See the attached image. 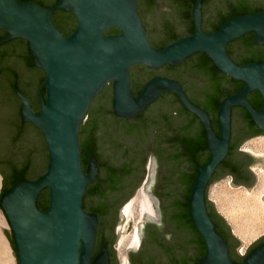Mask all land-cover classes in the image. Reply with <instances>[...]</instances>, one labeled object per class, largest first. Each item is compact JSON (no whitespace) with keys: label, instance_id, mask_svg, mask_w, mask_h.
I'll return each instance as SVG.
<instances>
[{"label":"water","instance_id":"1","mask_svg":"<svg viewBox=\"0 0 264 264\" xmlns=\"http://www.w3.org/2000/svg\"><path fill=\"white\" fill-rule=\"evenodd\" d=\"M137 4L138 0H59L51 7H43L33 1L0 0V29L6 32L0 39V45L12 39L25 40L33 65L45 75L39 94V114L31 113L26 99L19 94L23 101V120L39 127L44 137L45 152L44 147H37L38 158L42 155L43 167L38 169L36 176L44 174L36 180L16 182L0 196V212L10 226L18 264H110L105 245H101L100 251L91 260L98 218L83 210V197L87 186L92 185L100 173L94 155L89 156L83 169L78 133L84 121L86 131L95 125L99 127V117L109 113L111 105L113 115L129 121L163 93L175 94L183 108L199 119L204 129L205 148L210 152L206 164L197 167L188 198L190 220L205 246L203 258L196 264H264V243L253 249L241 263L230 259L228 248L208 215L205 201L208 182L229 151L231 109L237 108L233 110L234 120L238 119L236 113L241 111L239 108L244 109L254 125L264 132V62L238 65L226 53L228 43L249 33L253 34L254 45H264V9L232 17L217 31L204 32L201 30V0H196L191 8L192 33L158 49L152 47L147 38ZM252 4L264 5V0H255ZM168 6V3L161 1L155 14H151L160 22L164 13L168 12ZM139 9L145 22L152 25V15L145 4H139ZM55 10L72 13L76 18V27L68 37L62 35L52 23L51 16ZM111 29H117L119 33L105 34ZM184 32L183 26L176 31L179 35ZM168 35L169 31H162L161 34H154L152 39L157 43L165 42ZM195 54H205L221 74L244 84L238 93L223 98L219 104V136L211 128L208 114L188 100L178 81L154 77L145 83L136 97L130 91L129 74L132 66L140 64L154 70L164 66L176 67ZM197 81L202 83L204 80L198 78ZM110 82L113 92L109 103H103L102 98L108 93L106 89L95 97ZM42 90L46 92L45 100ZM254 91L261 98L258 110L246 100V96ZM170 105L168 101L157 104L153 109L154 114L168 111ZM184 117L182 120L172 119L170 126L174 130L171 133L164 128L158 131L150 128L146 135L127 134L115 118L108 117L104 119L105 129L98 134L101 162L108 161L111 165L121 166L130 161L138 147H142L145 165L150 156L144 192L153 204L155 217L146 213L143 215L140 246L136 251L127 252L130 264L131 256H135L133 264L157 262L152 241L166 249V241L152 232L145 241L148 225H160L162 209L168 213H162L161 236L168 240L178 238L170 215L174 202L183 196V187L176 179L177 174L188 171L189 167L182 164L185 162L184 155L176 156L180 154L179 148L168 146L167 139L163 140L162 137H180L179 132H183L188 123L190 126L193 124L190 119L187 123ZM187 118L192 117L189 115ZM152 125L166 127L162 120L153 121ZM233 126L237 131L239 126L236 121ZM14 132L10 124L0 123V144L9 160H22L28 153L24 141L13 143L11 138ZM157 138L161 141L156 142ZM163 143V148L156 146ZM162 149L166 155H162ZM47 153L48 166L45 171ZM145 165L142 174L130 182L132 192L128 199L143 181ZM254 166H260L264 171L262 161L260 165ZM1 181L0 176V188ZM255 182L256 176L253 185ZM229 184L236 187L232 182ZM44 189L48 190L49 205L45 211H40L36 202ZM209 202L215 210L213 203ZM85 204L91 207L97 203L86 200ZM119 223H122L121 214ZM115 227L112 229L110 226L108 231L114 241ZM2 231L4 234L9 232L3 228ZM181 236L186 242L192 235L184 230ZM235 239L240 246L241 242ZM262 240L264 235L248 247ZM112 248L118 264L114 243Z\"/></svg>","mask_w":264,"mask_h":264},{"label":"flooded vegetation","instance_id":"2","mask_svg":"<svg viewBox=\"0 0 264 264\" xmlns=\"http://www.w3.org/2000/svg\"><path fill=\"white\" fill-rule=\"evenodd\" d=\"M19 1V0H15ZM27 1H33L43 7H51L53 5V2L56 0H27ZM196 0H183L178 2H166L169 4L168 12L164 13V17L161 18V21L159 22L155 17L156 9L158 8V2L155 5L154 8V14L152 15V25H148L145 20L141 17L142 24L146 29L147 38L154 48H161L165 46L166 44L171 43L169 37L167 41L165 42H154L152 39V36L154 34H161L164 30V26H166V30H171L173 35L176 39L187 37L190 34V28H193V23L191 20V8ZM255 0H201V30L204 32H212V30L217 26L220 25L221 21L228 17L232 12L231 10L234 7L238 6H245L247 10H253V11H260L264 9V5H253L252 3ZM178 5V6H177ZM181 5H184L183 7ZM138 6V5H137ZM185 9L188 11L189 17L186 19H183L180 15L182 9ZM167 10V9H166ZM140 15V14H139ZM52 18V16H51ZM183 26L185 28V32L183 35H179L176 33L179 27ZM6 35V32L2 29H0V39ZM245 54V55H244ZM231 57V58H230ZM230 59L236 63L241 64L245 60L251 59L253 57L257 58V62H264V45L257 46L255 45V49L253 50H246L244 49L241 44L236 43L230 52ZM200 59L199 54L193 55L191 58L187 59L186 61H183L180 65L176 67H170V66H164L159 69H148L147 67L143 65H134L130 69V91L133 95V97H136L142 87L145 85L147 81H149L151 78L154 77H163V78H169L178 81L180 86L182 87L186 97L188 100L194 104L195 106L201 108L203 111L204 109H207L205 112L208 114V117L211 122V128L213 129L214 133L216 135L218 131L217 127V110L211 106L212 102L210 101V97H212L213 94L218 91L223 95L220 97V102L223 98L229 97L233 94H236L238 92H234L233 85L228 81L225 77H215V78H209L203 73H195L194 69L196 65L198 64ZM198 78H202L204 81L202 83H198ZM45 80V75L43 71L35 67L33 65L32 59L29 54L28 46L25 40L23 39H12L8 42H5L0 45V123H8L10 124L14 129L15 132L13 133V136L11 140H14L13 143L18 142L21 140L26 147L27 150V156L24 159H18V160H9L6 157V150L2 148L0 144V176L2 178L1 181V188L9 189L14 183L13 181H32L36 180L40 176H36V173L38 169L42 166V155L38 158V146H40V149L44 147V152L46 149L44 137L42 134V131L39 127L34 126L30 122H26L23 120L22 117V106L23 101L20 98V95H23L26 99L27 105L29 107V110L33 114H39L40 113V100H39V94L43 87V83ZM218 83L217 89L213 86V83ZM107 90V95H104L102 98L103 103H109V97L111 93L113 92L112 89V82L107 84L100 93L95 97L97 98L104 90ZM192 93H195L196 96H193ZM255 92H252L246 96V100L251 104V100ZM176 95L173 93H163L155 102H153L151 105H149L143 112L140 113V115H137L132 120H129L131 124H134L135 128H144L146 129L149 127V125H152L153 121H159L162 120L163 123L171 125L172 119L182 120L183 118H177L176 115L179 114L180 111H182V107L180 103H177L175 100ZM42 98L43 100L46 99V92L45 90H42ZM94 98V100H95ZM111 98V103H112ZM93 100V101H94ZM92 101V103H93ZM170 102L171 105L168 107V111L160 112L154 114L153 109L158 104H163ZM92 103L89 106V109L87 111V114L90 110V107ZM102 103V104H103ZM261 105V101H260ZM163 106V105H162ZM260 107V106H259ZM237 109L232 108L231 109V130H230V139H229V151L226 155L225 159L229 155L230 147L233 146V149L235 152L228 158L229 160V168L227 169L226 174L220 178L213 180V182L220 181L224 178H230L233 186L249 189L253 185L255 181V173L253 166L254 165H260L261 159L258 158L260 155H254L252 153H249L246 151L241 150V146L248 142L249 140H253L254 138H263L264 139V132L259 130L255 125L254 127L250 126L248 123H246L243 112L244 109L239 108L241 110L239 113H236L238 116V119L234 120L233 117V110ZM111 111L112 105H111ZM107 113V112H106ZM86 114V116H87ZM184 120L192 121V126L188 128L185 132L180 134L182 138H190L195 139L197 135L200 133L201 130V123L198 118L195 119L193 115H191L192 118H187L189 115H185ZM103 117V116H101ZM101 117H99L98 122L103 123L104 126V120H101ZM109 117V116H108ZM116 118L117 116L113 115L109 118ZM87 120V119H86ZM214 120H216V125ZM238 123V130H234L233 123ZM85 122V121H84ZM172 122V123H171ZM82 126V125H81ZM160 128L164 127H157L158 131ZM81 129V127H80ZM154 130V129H152ZM143 135L147 134L146 130H143ZM155 131V130H154ZM80 132V130H79ZM180 133V132H179ZM136 135L139 134L138 131H135ZM79 137V133H78ZM163 140L168 139L169 137H162ZM80 139V138H79ZM157 141H161V139L157 138ZM153 143V142H152ZM155 145V142L153 143ZM156 146H164L163 144H156ZM207 150V149H206ZM47 151V150H46ZM164 151V152H163ZM208 156H210V152L207 150ZM162 155H166L165 150L162 149ZM46 156V166L45 171L48 166V153L45 154ZM133 160L135 161V167L138 170V174H136L133 178L128 180L124 187L116 192L113 196V203L115 205V215H114V222L111 224L112 229L119 221V216L121 214V209L124 207L129 200V196L132 192V186H130V182L132 180H135L136 177L142 174L141 171H143V167L145 165V161L142 154V147H138L135 149V152L132 155ZM205 158H202L204 160ZM96 162V160H95ZM35 174V175H34ZM36 176V177H34ZM146 176V168H145V175ZM213 176V174H212ZM212 176L210 180L212 179ZM34 177V178H33ZM144 180V179H143ZM209 180V181H210ZM142 183V182H141ZM210 184V185H211ZM141 185V184H140ZM131 187V188H130ZM139 188V187H138ZM137 188V189H138ZM5 190L4 192H6ZM177 201V200H176ZM207 211H211L214 214V217L216 219L215 228L218 229L223 235L226 237V246L228 248L229 257L232 261L241 263L245 257L257 246L264 243V240L257 242L256 244L248 247L244 252L239 251L237 253L239 242L234 238L233 234L231 233V230L227 225H225L220 218L218 217V213L213 209L212 205L207 206ZM161 212V209H160ZM178 209L173 207L171 215L178 214ZM162 213L165 215L168 213L165 209H162L161 212V223L159 226H151L148 225L147 227V238L148 239L149 233H153L158 235V237H161L162 240L166 241V249L160 248L159 245L152 241L153 248L152 250L156 253L157 256V262H150L147 264H173L171 261L172 259L177 264H189L194 263L198 259V254L195 247H190L188 251L184 250L183 246L185 245L184 239L181 236V232H183L182 229L177 230L178 238H172L171 240L165 239L161 236L159 229L162 227ZM170 215V216H171ZM110 236V234L106 235ZM144 236V234H143ZM144 241V242H145ZM114 243V240L112 238V242L109 246V249L107 252L111 253L113 252L112 245ZM96 245V242H95ZM108 252V253H109ZM170 253V256L166 257V254ZM109 255V254H108ZM110 264H114V261L110 260ZM135 256H131L130 260L133 264V259ZM187 260V262H186ZM144 262H142L143 264Z\"/></svg>","mask_w":264,"mask_h":264},{"label":"trees","instance_id":"3","mask_svg":"<svg viewBox=\"0 0 264 264\" xmlns=\"http://www.w3.org/2000/svg\"><path fill=\"white\" fill-rule=\"evenodd\" d=\"M19 1H27V0H19ZM59 0H56L53 2V5L56 4ZM177 2V4H179L178 2L183 1V0H138V11L140 16L143 18L142 13L140 12L139 9V4L143 3L145 4L146 8L148 9L149 14H151L152 12H154V8L155 5L158 2ZM245 1H249V0H245ZM178 6V5H177ZM182 7L184 5H181ZM231 14L224 18L220 25H217L212 32H215L218 30V28L224 23L226 22L228 19L232 18V17H236V16H240V15H245V14H251L254 13L256 11L253 10H247V8L245 6H238V7H234L231 10ZM152 15V14H151ZM181 17L183 19H186L189 17L188 11H186L184 8L182 9L181 13H180ZM52 23L55 26V28L60 31V33L66 37H68L73 30L76 27V18L72 13H68L65 12L63 10H55L52 13ZM166 26H164V30L165 32L169 31V39L170 41H175L176 37L172 36L173 33L171 30H166ZM193 31V28H190V33L191 34ZM119 31L117 29H111L105 32V34H109V35H114V34H118ZM239 43L241 44V46L246 49V50H253L255 49V45L253 43V34L249 33V34H245L244 36H242L241 38L228 43L227 48H226V53L227 55L230 57V52L231 49L233 48V46ZM162 48V47H161ZM160 49V48H158ZM200 55V59L198 64L196 65L194 71L195 73H203L205 74L207 77L209 78H215V77H225L228 79V81L230 83H232L233 85V89L234 92H239L244 84L242 82H234L231 78H229L228 76H225L223 74H221L219 72V70L216 69V67L211 63V61L209 60V58L205 55V54H199ZM231 58V57H230ZM256 60H258L257 58L253 57L251 59L245 60L244 62H242L239 65H244V64H249V63H253V62H257ZM186 61V60H185ZM213 86L217 89L218 83H213ZM255 94L252 97L251 100V106L255 109L258 110L260 107V101L261 98L258 94V92L254 91ZM223 95L218 91H216L215 94L212 95V97H210V101L212 102L211 106L213 108H215V110L218 109L219 104H220V97H222ZM175 100L177 103H180L177 99V97H175ZM181 105V104H180ZM182 107V113H179L178 115H176L177 118H183V116L186 115H192L190 114L188 111H186L183 106ZM205 111L207 109H204ZM140 115V113L138 114ZM101 116V120L107 119L108 116H113L112 111L110 110L109 113H103ZM194 116V115H193ZM195 117V116H194ZM244 118L246 123H248L250 126L254 127V123L250 118V115L244 110ZM119 123V127H122L123 130H125V132L127 134H135V131H138L139 134H143L144 131L146 130L147 132H149L150 128L154 130H157L154 127V125H151V127H147L146 129L144 128H135L134 124H131L130 122H128V120L125 119H121L119 117L115 118ZM196 119V117H195ZM215 125H216V120H214ZM99 127H97L96 125L91 127L89 129V131H86L85 129V122H83L80 132H79V147H80V152H81V162H82V167L85 170L86 167V163L87 160L89 158L90 155H94L96 158V165L99 169V175L96 177L95 182L92 185L87 186L86 188V194L83 197V210H85L87 213H93L97 216L98 218V231H97V236H96V245H95V249L94 252L92 254L91 260L98 254V252L100 251L101 245H105L106 249H109V246L112 242V237L111 236H106L108 235V231L110 229L111 224H113L114 222V213H115V205L113 203V196L116 192H118L119 190H121L124 185L126 184V182L128 180H130L131 178H133L136 174H138V170L135 167V161L133 160V157L130 159V161L128 163H124L121 166H114L108 163V161L105 162H101L99 159V152H98V134L101 130L105 129V127L103 126V123L98 122ZM164 125L166 127H164V129L166 131H168V133L173 132L174 128L171 127L169 124L164 123ZM103 126V127H102ZM190 127L189 123L186 125L185 129L188 130V128ZM185 129L183 132H185ZM183 132H180L179 134H182ZM217 134H219L217 132ZM219 136V135H217ZM168 141V146L171 145L172 147H177L180 150V154H177L176 156H182L184 155L185 158V162H183L182 164H186L189 167V170L186 172H182V173H178L177 174V180L179 182V184H181V186L183 187V196L181 199H178L177 201L174 202V207L178 209V214H173L170 216L171 219V223L174 227H176V230L182 229L183 231H188L191 233V239L187 240L185 242V245L183 246L184 250L188 251V249L190 247H195L197 254H198V259L192 263V264H196L201 258H203L204 254H205V246L203 243L202 238L200 237V235L198 234V232L196 231V229L194 228L190 217H189V212H188V198H189V194H190V190L192 187V183L194 180V177L196 175L197 172V167L198 166H203L206 164V162L208 161L209 157L207 154V150L205 148V137H204V129L201 126V130L200 133L197 135V137L195 139H190V138H182L180 137H170L167 139ZM235 152V150L233 149V146L230 147V152L229 155L227 156L226 159H224L215 169L212 179L208 182V187L210 186L211 182L213 180H218L220 178H222L226 172L227 169L229 168V160L228 158ZM129 154V152H128ZM202 158H205L204 160H202ZM18 181H13V183L15 184ZM207 187V188H208ZM7 189L2 188L0 191V196L1 194L4 193V191ZM86 200H91L93 202H96L97 204L91 207H87V205L85 204ZM205 201L207 203V206L210 207L211 203L207 200V192H206V196H205ZM49 205V194H48V190L44 189L43 191H41L40 195L37 198V202H36V207L38 210L40 211H45L48 208ZM208 215L210 216L211 220L213 223H216V219L214 217V214L211 211H208ZM218 217L220 218V220L225 224L226 222L224 221V219L218 215ZM215 231L222 237V239L224 240V242L226 243V237L223 235V233H221L218 229L215 228ZM5 237L12 249V252L14 254V258L16 260V264H18L17 261V255H16V250H15V245L12 239V232L11 230L9 232L5 233ZM109 252V251H108ZM110 256V252L108 253ZM112 255L110 256V260L112 262V260L114 261V264H116L115 262V254L114 252L111 253ZM170 256V253L166 254V257ZM171 261L173 264H177L171 257ZM187 262V260H186ZM112 264V263H111ZM187 264H189L187 262Z\"/></svg>","mask_w":264,"mask_h":264},{"label":"rangeland","instance_id":"4","mask_svg":"<svg viewBox=\"0 0 264 264\" xmlns=\"http://www.w3.org/2000/svg\"><path fill=\"white\" fill-rule=\"evenodd\" d=\"M260 141L264 142V139L249 140L241 146V150L248 152V154L260 155L258 158L264 164V145L260 148ZM149 163L150 156H148L145 168ZM253 169L256 182L250 190L231 187L229 184L231 179L224 178L213 182L206 191L207 199L213 203L215 211L224 219L233 232V236L241 242L237 253L239 251L244 252L252 242L264 235V171L260 166H253ZM2 228L10 231V226L3 213L0 212V264H16L12 249ZM131 229V223L126 226L124 222L120 224L118 221L116 224L114 248L118 264H122L124 256H127L128 259L127 246ZM235 230L239 232H235ZM128 264H130L129 259Z\"/></svg>","mask_w":264,"mask_h":264},{"label":"bare ground","instance_id":"5","mask_svg":"<svg viewBox=\"0 0 264 264\" xmlns=\"http://www.w3.org/2000/svg\"><path fill=\"white\" fill-rule=\"evenodd\" d=\"M264 145V142L260 141V148ZM150 163L146 167V171H149ZM148 172H146V176L140 187L135 191V194L127 201V203L122 208L121 218L122 222L125 223L126 226L129 223L132 224V229L128 238V246L127 250L135 251L141 241V232L140 225L142 223L143 215L146 213L151 217H155V211L153 208V204L149 199L148 195L144 192V186L147 182ZM235 226V225H234ZM239 232L235 230V232ZM124 240V239H123ZM122 264H128L127 256L123 257Z\"/></svg>","mask_w":264,"mask_h":264}]
</instances>
